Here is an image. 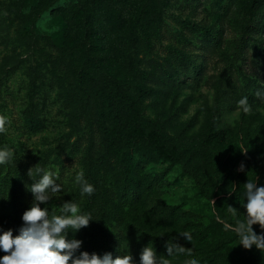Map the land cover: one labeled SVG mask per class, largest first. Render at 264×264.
<instances>
[{
    "label": "rangeland",
    "instance_id": "rangeland-1",
    "mask_svg": "<svg viewBox=\"0 0 264 264\" xmlns=\"http://www.w3.org/2000/svg\"><path fill=\"white\" fill-rule=\"evenodd\" d=\"M115 80L150 136L137 150L104 154L111 130L103 91ZM264 4L255 0H0V233L19 234L33 202L35 166L59 169L64 202L87 211L75 172L97 166L90 208L100 244L140 264L151 245L185 264L236 243L220 225L243 219V185L264 186ZM248 97L251 112L238 101ZM241 164L244 170H240ZM236 210L234 215L229 210ZM260 234V226L254 225ZM85 227L68 239L83 244ZM187 232L192 257L166 256L164 239ZM264 254V251L259 250ZM0 251V257L5 255ZM239 264V262H238Z\"/></svg>",
    "mask_w": 264,
    "mask_h": 264
},
{
    "label": "clouds",
    "instance_id": "clouds-1",
    "mask_svg": "<svg viewBox=\"0 0 264 264\" xmlns=\"http://www.w3.org/2000/svg\"><path fill=\"white\" fill-rule=\"evenodd\" d=\"M256 95L264 98V92H257ZM237 103L244 114L251 112L248 97L241 98ZM8 124V118L0 115V134L7 132ZM13 157V149L0 147V166L8 164ZM240 170H244L243 164ZM28 175L38 177L30 186L34 199L31 207L23 213L24 225L19 229V234L14 236L11 229L0 233V251L6 253L0 257V264H133L129 254L115 259L111 253L101 257L96 253L80 251L81 240L68 239L69 232L76 233L93 220L90 213L81 211L78 203L64 202L59 207V214L53 211L51 215L47 206L41 207L42 204L47 205L54 194L64 192L59 169L35 166ZM74 180L80 186L81 196H91L95 192V187L85 178L83 169L75 172ZM243 188V200H246L243 203L246 210L244 218H238L234 225L226 224L225 228L235 233L238 244L245 249L255 247L264 251V231L257 234L253 228L258 224L264 230V186L258 187L255 179H248ZM229 210L236 214L234 208L229 207ZM177 239L186 244L192 243L189 233H177V237L166 245V256L192 257V250L179 246ZM140 264H168V260L158 257L155 249L148 245L141 253ZM185 264H200V261L193 258L186 260Z\"/></svg>",
    "mask_w": 264,
    "mask_h": 264
},
{
    "label": "trees",
    "instance_id": "trees-1",
    "mask_svg": "<svg viewBox=\"0 0 264 264\" xmlns=\"http://www.w3.org/2000/svg\"><path fill=\"white\" fill-rule=\"evenodd\" d=\"M255 1L259 4H264V0ZM103 91L109 103L111 130L104 141V154L95 162L96 165L104 161L105 157L112 152L119 150H137L145 143L147 138L149 140L151 139L150 136L145 137L140 133L142 129L137 124V109L132 96L124 91L115 80L106 81ZM88 180L95 187V192L87 198L86 208L87 213H90V208L94 204L97 188L101 186V178L98 176L97 166H93L89 171ZM226 224L234 225L235 222L225 216L224 222L220 225L222 231L230 236L225 241L231 239L236 243L237 248L231 250L232 260L235 261L234 264H238V262L239 264H264V254L255 247L245 249L242 245H239L235 233L225 228ZM98 231L95 222L91 220L83 232V244L81 245L80 251H87L89 254L96 253L101 257L106 253H111L114 257L115 241L111 237H108L101 245ZM173 238L172 236L165 237L164 244L167 245L168 241ZM181 242L176 240L179 246H181ZM203 264H232V262L228 261L227 254L223 249V252L219 254L207 253L204 257Z\"/></svg>",
    "mask_w": 264,
    "mask_h": 264
}]
</instances>
